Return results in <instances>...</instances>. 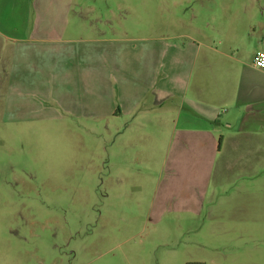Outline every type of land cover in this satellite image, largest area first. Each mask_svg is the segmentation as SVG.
Wrapping results in <instances>:
<instances>
[{
    "label": "crops",
    "instance_id": "0c3cea01",
    "mask_svg": "<svg viewBox=\"0 0 264 264\" xmlns=\"http://www.w3.org/2000/svg\"><path fill=\"white\" fill-rule=\"evenodd\" d=\"M71 5L0 0L1 101H55L66 116L104 121L99 157L110 165L151 169L156 148L165 161L172 152L194 176L183 186L193 210L263 213L264 71L253 59L264 52V3H253L258 21L231 16L193 32L123 38L89 27ZM172 188L163 184V200Z\"/></svg>",
    "mask_w": 264,
    "mask_h": 264
},
{
    "label": "rangeland",
    "instance_id": "374dc122",
    "mask_svg": "<svg viewBox=\"0 0 264 264\" xmlns=\"http://www.w3.org/2000/svg\"><path fill=\"white\" fill-rule=\"evenodd\" d=\"M69 1L72 16L122 38L262 18L258 0ZM57 103L0 99V264H264V212L193 210L183 186L194 176L172 152L165 161L155 147L151 169L104 163L105 122Z\"/></svg>",
    "mask_w": 264,
    "mask_h": 264
},
{
    "label": "built area",
    "instance_id": "2783aa9c",
    "mask_svg": "<svg viewBox=\"0 0 264 264\" xmlns=\"http://www.w3.org/2000/svg\"><path fill=\"white\" fill-rule=\"evenodd\" d=\"M253 66L264 71V52H258L253 59Z\"/></svg>",
    "mask_w": 264,
    "mask_h": 264
}]
</instances>
